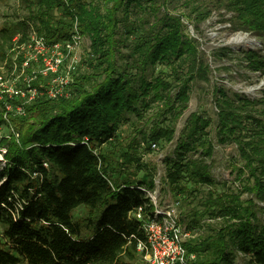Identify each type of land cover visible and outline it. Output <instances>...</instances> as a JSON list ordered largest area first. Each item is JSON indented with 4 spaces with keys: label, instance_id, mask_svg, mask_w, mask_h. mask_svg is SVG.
I'll list each match as a JSON object with an SVG mask.
<instances>
[{
    "label": "trees",
    "instance_id": "1",
    "mask_svg": "<svg viewBox=\"0 0 264 264\" xmlns=\"http://www.w3.org/2000/svg\"><path fill=\"white\" fill-rule=\"evenodd\" d=\"M23 1L27 16L0 27V60L26 72L24 84L39 93L24 104L7 93L0 98V121L11 125L13 139L0 170V264H147L136 249L144 231L134 211L152 206L140 188L154 189L153 168L140 162L133 146L138 139L110 155L101 146L113 145L130 114L142 118L149 110L148 128L137 130L146 147L174 137L192 81L208 79V65L182 19L196 24L210 9L183 0L191 12L201 10L190 17L169 10L166 4L174 0ZM224 6L233 12L225 20L234 29H255L264 39V0H226ZM29 24L48 43L70 38L74 26L90 40L91 70L75 74L66 94L48 96L50 76L29 62L22 66L23 53H16L12 39L20 32L23 41ZM229 52L223 46L212 53L223 59ZM240 53L246 67L264 77V53ZM212 95L215 142L235 145L231 171L238 184L224 181L216 188L208 162L214 149L210 119L196 112L165 156L161 183L177 200L209 186L201 208L180 214L191 229L203 215L218 219L211 234L183 243L195 255L193 264H235L237 255L264 264V89L251 98L215 84ZM18 105L22 113H16ZM80 205L84 220L73 218Z\"/></svg>",
    "mask_w": 264,
    "mask_h": 264
},
{
    "label": "rangeland",
    "instance_id": "2",
    "mask_svg": "<svg viewBox=\"0 0 264 264\" xmlns=\"http://www.w3.org/2000/svg\"><path fill=\"white\" fill-rule=\"evenodd\" d=\"M192 4L196 3L194 7L200 6L202 8L210 9L211 14L201 22L196 24L195 21H188L185 17L182 22L185 25V31L197 41V46L200 51V57L205 60L208 65L207 78L197 79L191 83L189 91V100L187 107L176 120L174 137L168 142L157 144L154 150L146 147V141H141V135L137 130L142 128L146 130L149 126L147 121L148 116H152V111H146L142 118H136L133 114L129 115V119L120 124L117 130L116 140L113 145L103 144L101 150L110 155L112 151L117 153L120 150L127 149L132 142L136 141L135 151L139 154L140 162L153 168L154 171V189L157 192V200L162 203L166 201L177 200L169 191L168 188L161 183L165 175V156L174 148L178 133L184 128L191 113H202L210 119V126L207 128L208 136L212 137L214 142V149L211 158L208 159L210 163V171L212 176L218 181L217 189L223 188L222 182L230 186L237 185L234 180V172L232 170L233 159L236 156L235 145L232 142L217 144L215 142L214 121L216 106L213 100V86L215 84L224 86L227 90L247 95L248 97H258L264 89V77L257 71L249 70L242 59L241 50L251 49L256 52L264 53V39L257 34V31H241L233 28L232 21L225 20L231 18L233 12L226 10L224 3L226 0H190ZM167 7L171 12L189 14L190 17L197 15L198 11L189 10V6L184 7L183 0H174L172 3H167ZM29 8L23 0H0V27L9 22H15L21 18H25L28 14ZM193 21V22H192ZM32 24H29L31 28ZM28 27V28H29ZM245 36L244 41L234 42V38ZM90 40L85 37L82 40L81 47L77 49L80 58L76 75L80 73L89 72L91 70L89 55H90ZM227 47L230 49L228 58H215L213 50L218 47ZM123 50H126L125 48ZM15 54H12L13 61ZM16 62V61H15ZM164 70H169L167 67ZM18 71L15 64L8 61L0 60V90L5 85H14L22 89L25 79L29 77L26 72ZM174 89L171 96H174ZM1 94V93H0ZM148 124V125H147ZM11 132V125L8 122L0 121V170L5 165V152L7 145L11 144L13 139H8ZM3 138L6 141L3 142ZM16 140V137H15ZM143 142V144H142ZM133 149V148H132ZM117 158V157H114ZM115 160V159H114ZM142 174V170L138 172V176ZM209 188L207 185H199L197 195L194 198L178 197L180 202L181 214L200 207V200L205 191ZM246 196V194H243ZM86 208L82 205L75 208L72 212L73 218L79 220L85 219ZM181 219V217H180ZM198 225L192 228V238L203 239L205 236L211 234V229L216 226L218 219L210 218L208 215H203L198 218ZM182 222V221H181ZM184 223V222H183ZM185 224V223H184ZM235 264H248L247 259L241 255H237ZM24 264V263H20Z\"/></svg>",
    "mask_w": 264,
    "mask_h": 264
},
{
    "label": "built area",
    "instance_id": "3",
    "mask_svg": "<svg viewBox=\"0 0 264 264\" xmlns=\"http://www.w3.org/2000/svg\"><path fill=\"white\" fill-rule=\"evenodd\" d=\"M70 38L48 43L37 30L31 26L28 29L27 37L18 42L21 33L14 35L12 42L16 53L22 52L24 61L22 66L31 63L42 75H49V81L44 92L54 97L67 92V88L73 81L77 65L80 60L77 49L81 47L85 36L78 33L73 27ZM1 77V76H0ZM28 80V79H27ZM26 80V81H27ZM0 98L4 94L15 95L22 101L21 104L31 100L39 90L28 83L21 88L14 85H5L0 90ZM10 108L9 103H5ZM22 105L16 107V113H22ZM154 150L156 143H150ZM143 190L144 194L151 201V208L145 210V204L136 207L134 216L140 221L144 231V239L137 240L136 249L142 260L147 264H193L195 255L187 253L183 243L193 235L192 229L181 222L179 200L166 201L162 203L157 200L155 190Z\"/></svg>",
    "mask_w": 264,
    "mask_h": 264
},
{
    "label": "bare ground",
    "instance_id": "4",
    "mask_svg": "<svg viewBox=\"0 0 264 264\" xmlns=\"http://www.w3.org/2000/svg\"><path fill=\"white\" fill-rule=\"evenodd\" d=\"M245 39H246V37H245V36H242V37L237 38V39L234 38L233 41H234V42H238V41H244Z\"/></svg>",
    "mask_w": 264,
    "mask_h": 264
}]
</instances>
